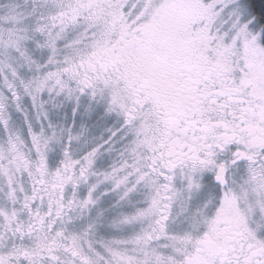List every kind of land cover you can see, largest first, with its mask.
<instances>
[{"label": "snow or ice", "instance_id": "obj_1", "mask_svg": "<svg viewBox=\"0 0 264 264\" xmlns=\"http://www.w3.org/2000/svg\"><path fill=\"white\" fill-rule=\"evenodd\" d=\"M0 264H264V0H0Z\"/></svg>", "mask_w": 264, "mask_h": 264}]
</instances>
